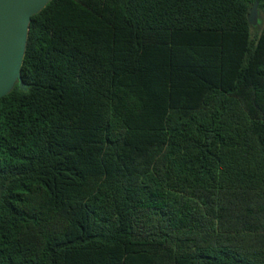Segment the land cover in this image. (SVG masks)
<instances>
[{
	"label": "trees",
	"instance_id": "16d2710c",
	"mask_svg": "<svg viewBox=\"0 0 264 264\" xmlns=\"http://www.w3.org/2000/svg\"><path fill=\"white\" fill-rule=\"evenodd\" d=\"M264 0H53L0 100V264H264Z\"/></svg>",
	"mask_w": 264,
	"mask_h": 264
},
{
	"label": "water",
	"instance_id": "95a60500",
	"mask_svg": "<svg viewBox=\"0 0 264 264\" xmlns=\"http://www.w3.org/2000/svg\"><path fill=\"white\" fill-rule=\"evenodd\" d=\"M53 0H0V100L18 84L21 91L28 86L22 78L32 17L41 13ZM252 26L259 24V2L248 16Z\"/></svg>",
	"mask_w": 264,
	"mask_h": 264
},
{
	"label": "rangeland",
	"instance_id": "374dc122",
	"mask_svg": "<svg viewBox=\"0 0 264 264\" xmlns=\"http://www.w3.org/2000/svg\"><path fill=\"white\" fill-rule=\"evenodd\" d=\"M264 20V13L259 11V24L254 27V32H256V30L259 28V26L261 25L262 21Z\"/></svg>",
	"mask_w": 264,
	"mask_h": 264
}]
</instances>
